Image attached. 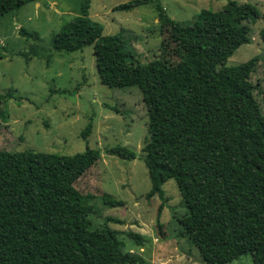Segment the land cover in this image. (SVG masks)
<instances>
[{
	"label": "trees",
	"instance_id": "trees-1",
	"mask_svg": "<svg viewBox=\"0 0 264 264\" xmlns=\"http://www.w3.org/2000/svg\"><path fill=\"white\" fill-rule=\"evenodd\" d=\"M38 0H0V17ZM153 0H126L114 9L131 10ZM91 0L54 34L58 51L92 44L101 83L136 86L148 115L142 151L151 179L147 197L163 200V183L175 179L187 212L179 234L197 246L204 264L230 263L264 246V112L251 75L258 57L227 60L250 43L257 5L229 0L221 9L202 8L188 23L173 19L158 3L160 52L142 62L121 32L104 34L90 15ZM38 37V32L21 29ZM264 40V29L260 32ZM92 121L83 129L87 138ZM107 152L134 159L125 146ZM101 156L87 147L73 154L0 149V264H136L134 252L106 221L92 227L91 194L75 182ZM110 205H122L103 193ZM158 208L157 225L161 233ZM142 246L147 237L129 231ZM255 264H260L256 262Z\"/></svg>",
	"mask_w": 264,
	"mask_h": 264
},
{
	"label": "rangeland",
	"instance_id": "rangeland-1",
	"mask_svg": "<svg viewBox=\"0 0 264 264\" xmlns=\"http://www.w3.org/2000/svg\"><path fill=\"white\" fill-rule=\"evenodd\" d=\"M126 0H91L90 15L103 23L104 34L121 32L129 49L142 62L160 52L157 4L175 20L188 23L202 8L221 9L229 0H153L131 10L114 9ZM258 6L261 16L251 22L250 43L242 44L227 60L239 64L258 57L252 82L264 112V0H235ZM81 0L31 1L0 17V149L73 154L88 146L100 150L97 163L76 182L91 194L92 227L107 224L123 242L124 252H134L136 264H204L197 246L179 234V219L187 212L175 179H167L158 194L147 197L151 179L142 146L148 132L147 109L136 86L112 88L101 83L92 44L76 51H58L53 36L79 12ZM38 32V37L21 29ZM92 121L87 138L82 131ZM125 146L137 156L122 158L108 148ZM109 193L122 205L104 202ZM164 204L157 225L158 208ZM147 237L142 246L129 235ZM264 264V246L256 254L244 253L230 263ZM116 264V263H114Z\"/></svg>",
	"mask_w": 264,
	"mask_h": 264
}]
</instances>
